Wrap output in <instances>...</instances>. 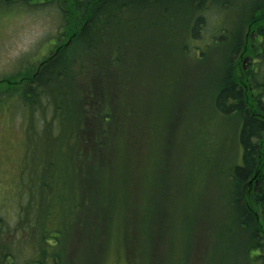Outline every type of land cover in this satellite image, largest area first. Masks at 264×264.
<instances>
[{
    "label": "trees",
    "instance_id": "16d2710c",
    "mask_svg": "<svg viewBox=\"0 0 264 264\" xmlns=\"http://www.w3.org/2000/svg\"><path fill=\"white\" fill-rule=\"evenodd\" d=\"M162 1L70 4V45L47 58L29 82L37 88L38 105L33 100L30 107L26 93L21 95L30 112L41 109L45 126L35 132L26 129L29 147L25 145L19 161L13 193L1 204L0 264H96L108 248L120 244L126 253L120 264H158L157 257L166 245L171 252L168 264H187L193 256L191 249L184 254L175 243L169 247L174 237L181 240L190 233L192 239L194 234L193 222L190 232L189 224H174L177 215L175 210L171 213L175 195L170 165L173 134L179 123L174 117L176 99L163 108L151 107L147 92L141 94L137 84L140 77L147 81L146 74L136 67L137 79L133 80L130 69V26L146 21L149 14L161 15L156 6ZM182 1L192 9L187 19L194 16L193 37L205 28V11L210 5L216 2L228 7V0ZM252 6L249 26H255L264 37V0ZM238 29L231 53L225 50L220 55L226 76L213 95L216 110L224 115L237 113L242 121L240 161L226 173V186L220 194L227 215L249 243L246 251L252 255L248 257L254 263L261 259L263 264L264 168L251 194L246 183L260 170L264 120L249 110L247 95L231 64L246 43L243 28ZM111 30L127 33L117 37L108 34ZM226 32L225 27L212 41L225 39ZM191 47L192 39L179 55L187 51L194 58L200 50V59L206 56L201 48L193 51ZM43 99L45 105L40 104ZM261 109L264 113L263 103ZM192 170L186 165L184 173ZM175 181L177 187L182 184V180ZM185 191H191L188 184ZM140 223L142 235L135 237Z\"/></svg>",
    "mask_w": 264,
    "mask_h": 264
},
{
    "label": "rangeland",
    "instance_id": "374dc122",
    "mask_svg": "<svg viewBox=\"0 0 264 264\" xmlns=\"http://www.w3.org/2000/svg\"><path fill=\"white\" fill-rule=\"evenodd\" d=\"M260 1L233 0L231 5L232 1L228 0L225 2V6H228L226 8L224 4L214 2L205 11L206 26L201 29L198 37L191 36L194 16L187 19L191 16L192 9L182 0H163L156 6L161 15L149 14L146 21H137L130 26L128 45L130 57L133 56L130 61L131 76L136 77L137 67L147 77V81L140 77L137 82L141 94L143 91L147 92L150 106L153 108H163L173 98L176 99V105L173 107L174 117L179 118V123L173 134L174 153L170 165L171 192L175 195L172 196L175 207L173 206L171 213L174 214L175 210L177 215V220L174 221L173 218L174 224L180 227H187L189 224L190 232L193 222L194 234L196 232L197 237L193 241L194 234L191 239L190 233H185L181 240L174 237L169 247L172 248L175 243L184 254L191 249L193 256L188 257L187 264H262L261 259L254 263L248 257L252 255V252L246 251L249 243L244 239L242 230L233 223L230 214L227 215L226 208L222 205L225 204V198L220 194L226 186L223 182L227 181L226 173L240 161L238 136L242 124L241 117L234 112L224 115L216 110L213 99V95L224 84L226 76V70L223 68L224 58L220 55L225 50L227 54L231 53V43H235L240 27L244 30L246 43L234 56L231 64L247 95L249 110L264 116L259 107L260 100L264 99L259 96L262 90L264 93V53L261 51L260 38L258 39L261 31L258 32L255 26H249L248 22L254 11V7L248 5V2L253 4ZM84 3L89 4L90 1ZM2 7L0 208L13 193L12 186L15 174L19 171V161L21 158L23 160L25 145L29 147V142L25 143L26 129L35 132L45 126L41 123V109L36 114L30 112L28 106L21 104V95L26 93L30 107L33 100L34 106L38 105L37 88L29 82L39 64L51 56L52 51L60 44L57 40L58 28L66 22V19H60L55 3L33 4L28 0H20L16 3L8 2ZM165 10L166 12H163ZM223 27H226V38L212 41V36L222 35L217 33H221ZM60 33L64 35V29ZM126 33L125 30L108 32L109 35L117 37ZM190 39L192 44L194 43L192 50L201 48L206 53L205 57L200 59V50L194 58L193 53L187 51L183 52L182 57L179 55ZM53 41L55 43L51 44ZM254 69L255 73L252 74ZM135 79L137 78L133 80ZM23 81L26 82L23 84ZM52 86L50 84V87ZM135 89L137 93V88ZM50 102L49 111H52V101ZM44 103L46 99L40 104ZM37 115L41 120L37 119ZM47 116L51 117L50 114ZM259 145L262 165L260 163L258 174H262L264 138L260 140ZM186 165L193 168L188 174L184 173ZM177 172L182 175V179ZM175 180H182V184L177 187ZM249 182L246 183V190L251 194L257 185V178L254 177ZM187 184L191 188L189 193L185 191ZM260 207L257 209L258 214ZM168 224L173 225L172 221ZM142 226L141 223L138 225L135 237L142 235ZM131 228L136 229L135 226ZM169 254L171 252L166 245L162 254L157 257V263L168 264ZM122 257H126V253L120 244L108 248L96 264H120ZM135 257L137 256L133 258Z\"/></svg>",
    "mask_w": 264,
    "mask_h": 264
},
{
    "label": "flooded vegetation",
    "instance_id": "af4514ba",
    "mask_svg": "<svg viewBox=\"0 0 264 264\" xmlns=\"http://www.w3.org/2000/svg\"><path fill=\"white\" fill-rule=\"evenodd\" d=\"M16 1H20V0H0V13L3 11V7H2L3 5H5L7 2L16 3ZM28 1L33 4H49V3H55L57 0H28Z\"/></svg>",
    "mask_w": 264,
    "mask_h": 264
},
{
    "label": "bare ground",
    "instance_id": "6f19581e",
    "mask_svg": "<svg viewBox=\"0 0 264 264\" xmlns=\"http://www.w3.org/2000/svg\"><path fill=\"white\" fill-rule=\"evenodd\" d=\"M59 102V101H58Z\"/></svg>",
    "mask_w": 264,
    "mask_h": 264
}]
</instances>
